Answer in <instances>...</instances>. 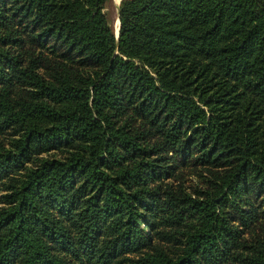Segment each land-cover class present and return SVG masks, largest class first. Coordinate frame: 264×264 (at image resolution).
Instances as JSON below:
<instances>
[{
	"label": "trees",
	"instance_id": "obj_1",
	"mask_svg": "<svg viewBox=\"0 0 264 264\" xmlns=\"http://www.w3.org/2000/svg\"><path fill=\"white\" fill-rule=\"evenodd\" d=\"M0 0V264H264V0Z\"/></svg>",
	"mask_w": 264,
	"mask_h": 264
},
{
	"label": "rangeland",
	"instance_id": "obj_2",
	"mask_svg": "<svg viewBox=\"0 0 264 264\" xmlns=\"http://www.w3.org/2000/svg\"><path fill=\"white\" fill-rule=\"evenodd\" d=\"M120 1L121 0H109L106 3L105 8H104L105 13H106L110 23L113 26V30H114V24L116 22H118L117 15H118V7H119V2Z\"/></svg>",
	"mask_w": 264,
	"mask_h": 264
},
{
	"label": "water",
	"instance_id": "obj_3",
	"mask_svg": "<svg viewBox=\"0 0 264 264\" xmlns=\"http://www.w3.org/2000/svg\"><path fill=\"white\" fill-rule=\"evenodd\" d=\"M120 3V2H119ZM119 8V7H118ZM117 20H118V28H117V31L115 32V36L118 37V34H119V17L117 15Z\"/></svg>",
	"mask_w": 264,
	"mask_h": 264
},
{
	"label": "bare ground",
	"instance_id": "obj_4",
	"mask_svg": "<svg viewBox=\"0 0 264 264\" xmlns=\"http://www.w3.org/2000/svg\"><path fill=\"white\" fill-rule=\"evenodd\" d=\"M118 22H116L115 24H114V31L116 32L117 31V28H118V24H117Z\"/></svg>",
	"mask_w": 264,
	"mask_h": 264
}]
</instances>
